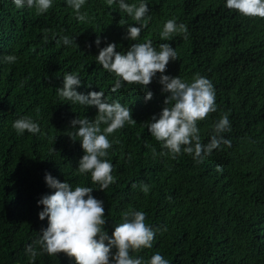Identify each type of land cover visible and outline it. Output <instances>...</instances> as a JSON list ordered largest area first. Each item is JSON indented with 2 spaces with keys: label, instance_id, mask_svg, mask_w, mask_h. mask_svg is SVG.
I'll use <instances>...</instances> for the list:
<instances>
[{
  "label": "trees",
  "instance_id": "16d2710c",
  "mask_svg": "<svg viewBox=\"0 0 264 264\" xmlns=\"http://www.w3.org/2000/svg\"><path fill=\"white\" fill-rule=\"evenodd\" d=\"M125 2H146L149 13L136 22L120 10L119 0L111 6L86 0L80 9L86 19L80 21L66 0H53L43 15L0 0V264H76L64 253H44L33 262L26 251L29 245L40 251L35 241L48 225L47 218L39 219L43 206L37 205L52 191L46 172L73 188H94L92 194L104 202L109 235L125 213L144 212L155 237L151 248L132 253L144 264L156 253L169 264H264V18L229 10L226 0ZM170 19L187 32L162 40ZM139 23L146 24L140 37L128 39V25ZM148 40L157 51L169 43L177 53L165 75L188 83L203 76L213 83L217 110L198 122L201 142H210L215 124L227 115L231 131L221 135L230 147L222 144L202 163L183 151L174 158L162 147L147 129L167 95L160 73L148 85L151 100L139 84L125 82L112 91L117 77L98 63L99 50L115 43L126 53L131 44ZM9 55L15 62L5 60ZM65 74L79 76L77 91H103L106 102L129 107L135 119L108 135L112 147L106 159L115 181L104 191L90 173H78L84 152L68 135L76 131L73 119L92 121L97 109L60 99ZM22 117L37 123L40 133L17 134L13 123Z\"/></svg>",
  "mask_w": 264,
  "mask_h": 264
},
{
  "label": "clouds",
  "instance_id": "9594fccd",
  "mask_svg": "<svg viewBox=\"0 0 264 264\" xmlns=\"http://www.w3.org/2000/svg\"><path fill=\"white\" fill-rule=\"evenodd\" d=\"M114 2L115 0H107L109 6ZM13 3L17 9L27 7L34 9L37 15H43L52 7L53 0H13ZM66 3L77 13L78 20L86 19V16L80 13L86 0H66ZM225 6L245 17L264 18V0H226ZM119 8L136 22L142 21L149 13L146 2L137 6L119 0ZM138 25L139 27L128 25V39L136 41L140 37L146 24ZM186 32L185 25H177L170 19L164 24L161 39L167 40L175 33ZM62 41L65 45L71 43L66 36L62 37ZM100 43V37L97 36L95 44L99 47ZM116 49L115 43H108L96 56L103 69L117 77L112 87L113 92L120 90L125 82L139 84L142 86L140 90L145 93V100H151L154 93L148 89V85L157 73H160L161 92L167 95L162 111L158 117L152 116L147 129L174 158L183 151L191 155L197 163H202L206 156H210L213 150L219 149L222 144L231 146V141L221 135L231 131L227 115L222 116L215 124L210 142H201L198 122L207 119L209 114L217 110L215 88L213 83L203 76H196L188 83L178 76L165 75L168 63L178 59L175 49L169 43H161L159 51L153 47L151 40L131 44L126 53ZM5 60L13 63L16 57L9 55ZM81 83L78 75L65 74L58 95L61 100L71 104L97 109L96 117L92 121L87 118L73 119L71 129L76 131L68 135L73 142L80 141L84 152L78 163V173H90L92 182L99 185L98 190L104 191L115 181L112 175L113 165L106 159L107 150L112 147L108 135L123 128L126 123L134 124L135 119L129 107L126 108L119 102H106L103 91H90L87 94L77 91ZM170 104L172 106L168 107ZM101 125L106 127L102 130ZM13 128L17 134H23L25 130L31 134L41 131L39 125L27 117L15 120ZM217 170L222 171L220 166H217ZM44 179L52 191L42 195L37 201V205L43 206L38 217L41 221L47 218L48 225L41 230V235L35 241L40 251L32 245L26 249L33 262L38 255L44 253L49 256L64 253L69 258H74L76 264H144L143 258L132 255L141 249L151 248L155 237L154 230L145 222L144 212L125 213L124 222L115 226L109 235L105 227L107 220L104 202L92 194L94 188H73L67 180L61 182L47 172ZM142 190L147 194L149 187L143 185ZM148 264H169V261L160 253H156Z\"/></svg>",
  "mask_w": 264,
  "mask_h": 264
}]
</instances>
